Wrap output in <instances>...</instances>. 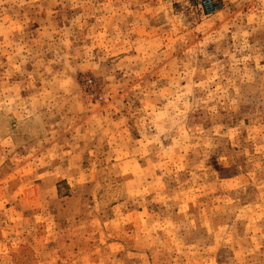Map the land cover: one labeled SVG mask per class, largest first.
I'll use <instances>...</instances> for the list:
<instances>
[{
    "label": "rangeland",
    "instance_id": "rangeland-1",
    "mask_svg": "<svg viewBox=\"0 0 264 264\" xmlns=\"http://www.w3.org/2000/svg\"><path fill=\"white\" fill-rule=\"evenodd\" d=\"M0 264H264V0H0Z\"/></svg>",
    "mask_w": 264,
    "mask_h": 264
}]
</instances>
